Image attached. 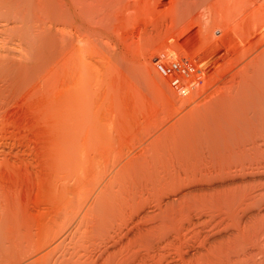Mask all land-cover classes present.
<instances>
[{
	"label": "bare ground",
	"instance_id": "bare-ground-1",
	"mask_svg": "<svg viewBox=\"0 0 264 264\" xmlns=\"http://www.w3.org/2000/svg\"><path fill=\"white\" fill-rule=\"evenodd\" d=\"M42 1L0 0L53 24L0 51V264H264V0Z\"/></svg>",
	"mask_w": 264,
	"mask_h": 264
},
{
	"label": "rangeland",
	"instance_id": "rangeland-1",
	"mask_svg": "<svg viewBox=\"0 0 264 264\" xmlns=\"http://www.w3.org/2000/svg\"><path fill=\"white\" fill-rule=\"evenodd\" d=\"M29 1H30V0H29ZM42 2L45 3L46 1L43 0ZM29 3H30V2H28V4H26V2H25V3H24V4H25L24 6L20 7L18 10H17V9L15 10V11H17V12L20 11V12H18V14H19V13L22 14V11H23V13L25 12V15H26V16L24 17V20L22 19V20H23V23H21L22 20H21V22H19L20 20H18V19H20V18H17V19H16V17H19V16H17V14H16L17 12H15V15H16V16H15L14 18H10L11 16H10V17L7 16V17H9L8 20L11 19V20H10L11 22H13L12 19H16V20H14L15 22L18 20V22H16V23H21V26L19 25L18 27H16L17 24L14 26V25H13L14 22L10 24V23H9L10 21H8V23H7V20H5L6 18L4 19V18H3L4 16H2L3 14H1V17L5 20V24L7 23V24H9V26H10V27L8 26V29L6 30L7 26H5L4 21L0 20V29H1V30H0V41H1V42H0V48H1L0 51H2V49H3V51H4V49H7L8 46L10 45V46H9L10 49H7V50H9V51H4V52L2 51V52L4 53V55H5V52H7V54H8V52H10V50H11L12 53L14 54V56H15V59H17L18 62H21L23 66H24V65H26V66L28 65V66H27L28 68L30 67V55H29V54L31 53V51H33V48H32V47H33V44H35L36 39H35V36H34V35H31V37L34 36V39H35V40H33V42H32L31 37H30V34H29L30 32H29V33L27 32V33L29 34V37H30V38L28 37V38H29V39H28V42H25L26 39H27V34H26L25 32H26L27 30H29V31H33V30H35L34 28H33L32 30H30V27H31V26L33 27V26H34V27L36 28V26H35L34 24H35L36 21H37V19L34 21V20H32V19L30 18V6H29L30 4H29ZM48 3H49V2H48ZM45 4H46V3H45ZM22 5H23V4H22ZM43 5H44L43 3L40 4V6H43ZM48 5H50V4H47V5H45V6H48ZM45 6L42 7V8H40V7H38V6H37V7H38L39 9H44V10L47 9L48 14H47L46 11L43 12L42 14L45 13V15L47 14V16H48L49 13H50V11H51V8H46ZM0 7H1V6H0ZM28 7H29V8H28ZM48 7H50V6H48ZM51 7H52V6H51ZM26 8H27V9H26ZM45 8H46V9H45ZM0 9H2L1 12L3 13V10H4V9H3V8H0ZM20 9H21V10H20ZM36 9H37V8H36ZM49 9H50V11H49ZM44 10H42V11H44ZM1 12H0V13H1ZM40 12H41V11L39 10V13H40ZM26 13H27V14H26ZM36 13H37V15H39V17H40V14H41V13L39 14V13H38V10H37ZM20 14H19V15H20ZM27 15H28V16H27ZM12 16H14V15H12ZM21 16H22V15H21ZM5 17H6V16H5ZM27 17H28V18H27ZM42 17H43V15L41 16V21H39V22H46V21H42V20H44V17H46V16H44L43 19H42ZM49 17H50V16H49ZM2 18H0V19H2ZM36 18H38V17H36ZM28 19H30L31 21H34L35 23H33V22L31 23L30 20H28ZM49 19H52V18L50 17ZM49 19L47 20V19L45 18V20H47V21H49ZM38 20H40V19H38ZM26 21H27V22H26ZM97 21H98V20H97ZM29 22H30V24H29ZM37 22H38V21H37ZM39 22H38V24L36 23V24L38 25V28L40 27V26H39V25H40ZM50 22H51V21H50ZM50 22H49V23H50ZM2 23H3L4 25H1ZM46 23H47V26H49V29H50V28H53V24H52V23H51V25H50V24L48 25V22H46ZM46 23H45L44 25H46ZM7 24H6V25H7ZM41 24L43 25V23H41ZM103 24H104V23H103ZM103 24H102V27H105V26H103ZM11 25L14 26V29H13V26H11ZM23 25H24V26H23ZM25 25H27V26H25ZM30 25H31V26H30ZM42 25H41V26H42ZM99 25H100V26H99ZM1 26H2V27H1ZM4 26H5L6 28H5ZM22 26H23V28H22ZM47 26H46V27H47ZM19 27H20V28H19ZM25 27H26V28H25ZM99 27H101V24H100V23L97 24V28H99ZM4 28H5V29H4ZM11 28H12L13 30H15V28H19V29L22 28V29H24V30L26 29V31L23 30L24 32H22V36H21V38H19L21 41H20L16 36H14V34H15L14 32H16V34L19 35V33H17L18 29L15 30L14 32H11V31H13V30H9V29H11ZM27 28H28V29H27ZM38 28H36V29H38ZM22 29H21V30H22ZM43 29L46 30L47 28L45 29V27L43 26ZM43 29H42V32L45 33V31H44ZM21 30H19V31H21ZM40 30H41V29L36 30V32L39 31V33H40ZM19 31H18V32H19ZM46 31H48V30H46ZM6 32H7V33H6ZM36 32L34 31V33H36ZM103 32H104V30L102 31V33H103ZM24 33L26 34L25 37H24ZM39 33H38V34L36 33V38H37V39H38L39 36H40V37H41V36H42V37L44 36V33H43V35H42V33H40V35H39ZM20 34H21V33H20ZM32 34H33V33H32ZM8 35H10V37L12 36L10 40H8V39L10 38V37H8ZM18 35H17V36H18ZM37 35H39V36H37ZM13 36L16 37L17 39L13 38ZM19 36H20V35H19ZM22 37H24L25 40H24V39L22 40ZM100 37H101V33H100V31H98V33H97V42H98V43L96 42V43L94 44L95 47L93 46L92 49L89 50V56H88L87 53H86V57H88L87 60L89 59V61H87V62L90 63V65H91L90 69H91V68L93 69V70H92V69H91V70H92V76H93V81H94V84H95V85L99 84V82L101 81L100 77H101V75L105 72V70H104L103 68L106 69V67H107V65H108V62H109V61H108V55H107V48H106L105 45H103L102 40H105L104 42H108V43L111 44V40H109V39H102V40H101L102 37H101V38H100ZM12 38L14 39V41H13ZM4 40H5V41H4ZM11 40H12L13 42H12ZM18 40H19L20 42H23V43H20ZM8 42H10V44H9ZM14 42H15V43H14ZM31 42H32V45H31L32 47L30 46ZM7 43H8V44H7ZM5 44H6V45H5ZM2 45H4V46H2ZM21 45H22V46H21ZM99 45H100V46H99ZM28 46H29V47H28ZM4 47H6V48H4ZM30 47H31L32 50H29ZM100 48H102V51H101ZM92 50H93V51H92ZM95 50H96V51H95ZM15 51H16V52H15ZM99 51H100V52H99ZM14 52H15V53H14ZM3 53H2V54H3ZM19 53H20V55H19ZM90 53H91V54H90ZM97 53H98V54H97ZM99 53H100V54H99ZM0 54H1V53H0ZM92 54H93V55H92ZM23 55H24V57H23L24 59H23V58L21 59V57H19V56H23ZM63 56H64V58H66V59L63 60L64 58H62V63L59 64L58 70H59V71H60V70L63 71V70L65 69V67H66V69L64 70L65 72L63 71V73H65V74H63V75H67L68 73H71V72H72L74 65L71 66V63H72V62H71V60L69 59L70 57L68 56V54H64ZM63 56H62V57H63ZM66 56H67V57H66ZM94 56H95V57H94ZM101 56H102V57H101ZM28 57H29V58H28ZM91 57L94 58V59L92 58V62H91ZM96 57H98V58H96ZM27 59H29V60H27ZM68 59H69V60H68ZM96 59H97V60H96ZM94 60H95V61H94ZM103 60H104V61H103ZM67 61H68V63H67ZM106 61H107V62H106ZM95 63H96L97 65H95ZM106 63H107V64H106ZM72 64H73V63H72ZM100 64H101V65H100ZM66 65H67V66H66ZM68 65H70L71 68H70V66L68 67ZM104 65H105V67H104ZM98 66H100V68H97ZM62 67H63L64 69H62ZM94 67H95V70H94ZM68 68H69V69H68ZM96 69H98V70H96ZM103 70H104V71H103ZM67 71H68V72H67ZM100 71H101V72H100ZM102 71H103V73H102ZM66 72H67V73H66ZM95 72H96V75H95ZM97 75H98V76H97ZM96 76H97V77H96ZM95 77H96V79H95ZM98 81H99V82H98ZM96 83H97V84H96ZM161 117H162V116H160V118H161ZM30 121L32 122V119H30ZM151 121H152V120H150V125L153 123V121H152V123H151ZM31 122H30V125L33 124V125L31 126V127H33V128H32V129L30 128V130H31L30 132L33 133V132L36 130L37 132H34V133H33L34 135H36V134H38V135L41 134V133L38 131L37 126H36V129H35V125H36L35 123H36V121H35V123H34V122L31 123ZM148 122H149V121H148ZM148 122H147V123H148ZM148 124H149V123H148ZM143 125L145 126V123H144ZM143 125H142V126H143ZM142 126H141V127H142ZM146 127L148 128V126H146ZM146 127H144V128H146ZM153 127H154V124H153ZM144 128H141V129H144ZM147 128H146V129H147ZM151 128H152V126H151ZM151 128H150V129H151ZM33 129H35V130L33 131ZM146 129H145L146 132H148V130H149V132H150V129H149V128H148V130H146ZM38 132H39V133H38ZM35 133H36V134H35ZM31 135H32V134H31ZM30 138H31V137H30ZM34 138H35L36 142H32V141L30 140V142H31V143H30V146L32 145L31 148L35 147V146H34V145H36L35 143H39V142L37 141V138H36L35 136H34ZM39 138H40V137L38 136V139H39ZM31 139H33V137H32ZM32 143H34V144H32ZM34 149H35V148H34ZM34 153H35V152H34ZM36 153H37V152H36ZM208 165L210 166L211 164H208ZM211 166H212V165H211ZM213 225H214V222H213V223H208V224H206L205 226H200V227L198 228L199 230H197V231H195L194 233H192L190 237L194 236V239H195V238H196L197 236H199V235H200V236H204V235L210 233L211 230H212V228H213Z\"/></svg>",
	"mask_w": 264,
	"mask_h": 264
},
{
	"label": "built area",
	"instance_id": "built-area-1",
	"mask_svg": "<svg viewBox=\"0 0 264 264\" xmlns=\"http://www.w3.org/2000/svg\"><path fill=\"white\" fill-rule=\"evenodd\" d=\"M172 43H174V41L170 40L169 43H167V45L160 52L156 54L153 61L157 66L161 68V70H166V74L170 75L171 78L169 80V83H171L177 89L179 94L182 96H188L190 95L192 90L188 86L181 84L179 81V77H182V75H186V73H188L187 68L185 66L186 50L185 49L180 50L182 53H179L180 56H177L180 57V59H182L181 62L183 64L181 65L178 64V66L175 69H171L170 64H172L173 59L171 58L172 55L170 54H174V52L173 53L169 52L168 45L170 44L171 47L174 48L175 46Z\"/></svg>",
	"mask_w": 264,
	"mask_h": 264
}]
</instances>
